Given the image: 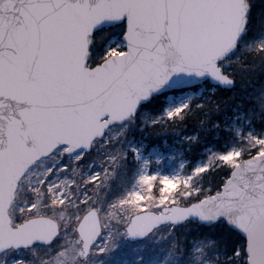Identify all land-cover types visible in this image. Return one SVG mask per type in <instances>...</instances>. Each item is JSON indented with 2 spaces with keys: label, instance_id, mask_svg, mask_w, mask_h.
Here are the masks:
<instances>
[{
  "label": "snow or ice",
  "instance_id": "snow-or-ice-1",
  "mask_svg": "<svg viewBox=\"0 0 264 264\" xmlns=\"http://www.w3.org/2000/svg\"><path fill=\"white\" fill-rule=\"evenodd\" d=\"M247 8V0H0V252L66 237L71 242L56 244L42 264H88L117 235L145 236L196 216L223 218L237 230L229 257L235 264H264V132L248 133L242 149L197 166L179 193L164 176L158 200L139 191L106 199L105 162L115 166L128 156L119 148L101 160L102 172L29 180L38 158L69 153L82 160L110 125L127 128L140 102L173 77L179 83L207 75L231 85L224 66ZM101 26L120 38L97 52ZM192 111L184 102L165 116L182 120ZM131 152L148 165L138 147ZM217 165L230 166V175L214 189L194 186ZM156 179L140 176L149 191Z\"/></svg>",
  "mask_w": 264,
  "mask_h": 264
},
{
  "label": "rangeland",
  "instance_id": "rangeland-1",
  "mask_svg": "<svg viewBox=\"0 0 264 264\" xmlns=\"http://www.w3.org/2000/svg\"><path fill=\"white\" fill-rule=\"evenodd\" d=\"M119 38V34L115 35L110 39L109 43L115 44L119 41ZM261 44H264V33L255 38L240 37L237 46L254 48ZM239 53V50L231 52L228 55L229 62L224 67L230 66ZM205 89V84H200L195 89L166 94L163 97L162 112L156 118L151 117L148 112L140 110L135 114L132 122H124L128 123L127 128H124L123 124L111 125L105 131L104 136L97 139V142L82 160H75L73 154L67 155L66 153L39 159L30 166V182L35 183V180L44 174H47L48 180L51 182L56 179L71 178L77 171L82 175L102 172L101 160L113 154L114 150L119 148L128 153L127 158H120V162L115 166L107 162L104 164V168H107V178L112 180V184L109 186L110 189L105 190L108 201L136 191L146 197L151 196L158 200L162 194L160 189L163 187L160 184V180L164 176H169L170 179L176 181L178 187L173 190V193L181 192L183 190L182 181L192 175L197 166L207 165L209 161H213L214 158L218 159L227 152L242 149L247 143L245 137L248 133L256 134L252 128H249V118L235 122L234 117L228 120L226 128L234 132L237 142L222 152L206 147L202 151L204 155L194 161L191 166H188V157L185 156L186 154L181 149L182 141L180 139L174 141V144L164 141L161 145L154 143L149 145L143 137L134 136V133L141 128L138 125L139 122L151 123L163 118L166 119L168 117L165 116V113L168 109L180 103H190L194 97L201 95ZM259 98L264 100V85L261 88ZM240 117L243 118L244 115H240ZM105 138H107V142ZM133 147H138L141 150L143 159L149 161L147 166L143 164V160L137 161L135 159V155L131 152ZM129 162L133 163V168L130 167ZM64 164L68 165L67 169L62 168ZM48 169H52V172L48 173ZM142 174H152L157 177L152 182L151 191L141 182L140 176ZM199 178H194L193 184L200 188L201 186L197 182ZM92 183L95 182L93 181ZM22 195L31 196V193L25 191ZM182 199L187 198L182 197ZM169 231L170 228L167 225H162L145 238L136 241H129L124 234L117 235L114 237L113 245L105 252L90 255L88 264H215L218 261V254H210L205 246L197 243L191 246L187 255L176 253L173 247L168 244L170 241ZM62 242L67 244L71 241L66 237H61L57 238L49 246L41 245L38 248L32 246L1 252L0 264H13V261L17 260H23L25 264H42L44 259L50 254V251L55 250V245Z\"/></svg>",
  "mask_w": 264,
  "mask_h": 264
},
{
  "label": "trees",
  "instance_id": "trees-1",
  "mask_svg": "<svg viewBox=\"0 0 264 264\" xmlns=\"http://www.w3.org/2000/svg\"><path fill=\"white\" fill-rule=\"evenodd\" d=\"M247 4V22L241 37L255 38L264 33V0H247ZM118 34L117 30L108 27L100 29L94 43L95 50L102 52L110 39ZM259 48L260 46L254 48L237 46L235 50H239L240 53L230 66L224 67V71L230 73V77L234 80L232 88L212 86L205 82L206 89L201 95L191 100L189 104L193 111L184 119L177 117L174 121L173 118H166L162 121L157 120L155 124L139 122L138 125L141 128L134 133V136L143 137L149 145L153 143L161 145L164 141L174 144V141L180 139L181 149L188 157V166H191L194 161L204 155L202 151L206 147L222 152L237 142L234 132L226 128L228 120L234 117L235 122L249 118V128L257 134L264 132V107L257 99L264 85V52L259 51ZM195 88L197 87L190 89ZM182 90H175L173 93ZM165 95L153 96L147 103L140 106L138 111H146L151 117L156 118L162 112ZM200 104L204 106L196 107ZM240 115L244 117L241 118ZM245 157L242 156V158ZM128 164L133 168L132 162ZM230 170V166L217 165L210 171L202 173L197 180L201 186L200 189L202 191L214 189L226 175H229ZM111 184V178H107L104 191L110 189ZM222 221L219 220L211 225L196 221H187L178 226L167 225L170 228L168 244L176 253L187 255L191 246L197 243L205 246L210 254L219 255L215 264H235V261L229 257L239 236Z\"/></svg>",
  "mask_w": 264,
  "mask_h": 264
},
{
  "label": "water",
  "instance_id": "water-1",
  "mask_svg": "<svg viewBox=\"0 0 264 264\" xmlns=\"http://www.w3.org/2000/svg\"><path fill=\"white\" fill-rule=\"evenodd\" d=\"M247 10H248V8H247ZM107 26H101L100 27V29H102V28H106ZM244 30H245V27H244V29L241 31V33L239 34V36H238V39H237V41H236V45H235V47L230 51V52H232L235 48H236V46H237V43H238V40H239V37L244 33ZM231 78V77H230ZM232 79V78H231ZM173 81H175V77H173L172 78V80H170L168 83H166L165 85H163L161 88H159V89H157L156 91H154V92H152L151 93V95L147 98V99H144V100H142L141 102H140V104L138 105V108H137V110L139 109V107L142 105V104H145V103H147L153 96H155V95H161V94H164V93H167V92H171V91H173V90H177V89H182V88H189V87H193V86H197V85H200V84H202L203 82H205V81H207V82H209V84H211L212 86H220V87H222V88H232L233 87V85H234V80H233V83L231 84V85H222V84H220L218 81H213V79L210 77V76H207V75H205V76H191V77H189L188 79H186L185 81H183V82H179V83H174ZM116 124H121V123H116ZM111 126V125H110ZM109 126V127H110ZM107 130V129H106ZM105 130V131H106ZM99 138H101V137H99ZM90 150V149H89ZM88 150V151H89ZM67 155H71V154H69V153H66ZM46 157V156H45ZM41 158H44V157H41ZM41 158H38L36 161H38L39 159H41ZM246 158H248V157H245L244 159H246ZM35 161V162H36ZM230 172H231V170H230ZM229 175H230V173H229ZM188 220H196L198 223H200V224H205V225H211V224H213V223H215V222H217V221H219V220H217V221H215V222H210V221H202L199 217H196V216H190V217H188L186 220H184L183 222H181V223H178V224H176V225H174V226H177V225H180V224H183V223H185L186 221H188ZM220 220H223V218H221ZM162 225H164V224H162ZM159 226H161V225H159ZM158 226V227H159ZM157 227V228H158ZM232 230H234L235 232H237V230L235 229V228H233V227H231V226H229ZM154 229H156V228H154ZM153 229V230H154ZM152 230V231H153ZM151 231V232H152ZM149 234V233H148ZM148 234H146L145 236H128V235H126V238L129 240V241H136V240H140V239H143L144 237H146ZM23 248H26V247H23ZM16 249H19V248H16ZM1 253V252H0Z\"/></svg>",
  "mask_w": 264,
  "mask_h": 264
}]
</instances>
